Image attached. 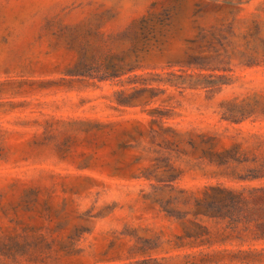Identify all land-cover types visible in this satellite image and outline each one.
Returning <instances> with one entry per match:
<instances>
[{
    "label": "rangeland",
    "instance_id": "obj_1",
    "mask_svg": "<svg viewBox=\"0 0 264 264\" xmlns=\"http://www.w3.org/2000/svg\"><path fill=\"white\" fill-rule=\"evenodd\" d=\"M259 194L264 0H0V264H264Z\"/></svg>",
    "mask_w": 264,
    "mask_h": 264
},
{
    "label": "trees",
    "instance_id": "obj_2",
    "mask_svg": "<svg viewBox=\"0 0 264 264\" xmlns=\"http://www.w3.org/2000/svg\"><path fill=\"white\" fill-rule=\"evenodd\" d=\"M257 198L264 199V194H259ZM242 200L241 192L226 186H211L207 196L198 203L197 212L215 218L229 217L230 222H234L236 220L235 210ZM198 226L203 232L208 231L205 225L198 223ZM256 226L260 234L264 236V218L257 222Z\"/></svg>",
    "mask_w": 264,
    "mask_h": 264
}]
</instances>
